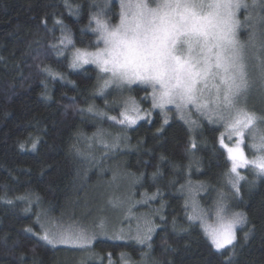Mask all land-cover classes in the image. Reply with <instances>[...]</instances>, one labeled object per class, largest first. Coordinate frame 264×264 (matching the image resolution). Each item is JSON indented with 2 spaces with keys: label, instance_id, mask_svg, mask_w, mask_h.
<instances>
[{
  "label": "trees",
  "instance_id": "1",
  "mask_svg": "<svg viewBox=\"0 0 264 264\" xmlns=\"http://www.w3.org/2000/svg\"><path fill=\"white\" fill-rule=\"evenodd\" d=\"M119 9L117 0H0V264H264V176L248 167L239 195L232 191L231 161L219 142L223 127L204 120L195 129L178 119L165 124L157 111L135 127L118 124L109 117L119 119L129 98L152 110L149 90L133 87L118 99L114 89L98 92L104 80L98 69L70 67L74 49L92 50L93 16L114 12L115 24ZM64 35L73 43H61ZM92 150L98 161L90 160ZM246 153L251 157L248 145ZM116 174L153 216L151 247L98 239L79 249L41 239L55 217ZM197 184L205 188L204 207L221 193L246 216L234 245L216 250L201 224L188 219L189 190Z\"/></svg>",
  "mask_w": 264,
  "mask_h": 264
},
{
  "label": "snow or ice",
  "instance_id": "2",
  "mask_svg": "<svg viewBox=\"0 0 264 264\" xmlns=\"http://www.w3.org/2000/svg\"><path fill=\"white\" fill-rule=\"evenodd\" d=\"M153 2L154 7L147 0H139L135 4L121 2L122 12L118 25L126 27L130 19L136 22L137 28L142 29L138 33V39L142 38L149 49L147 56L136 57L122 64L105 59L98 51L76 48L71 54L70 67L75 69L92 64L99 66L101 72L110 73L99 86L100 93L112 84L120 86L140 83L150 86L153 108L164 109L168 105H174L183 113L189 106H195L198 112L204 110L210 121L215 117L217 121L223 122L228 137H237L234 146L226 145L223 135L219 142L231 161L228 183L235 190V194L239 195L240 181L245 179L239 169L251 167L258 176H264V134L260 136L259 143L253 142L250 145L254 152L253 158L249 159L242 147L245 131L261 118L238 105V98L248 87L249 56L245 45L238 39L237 33L241 27L238 14L244 9L245 21L250 19L249 9L256 6V0H253L252 5L247 0ZM205 4L212 10L206 11ZM93 19L99 30L103 20L95 16ZM214 21L216 23L213 31L209 25ZM63 30L62 28V32ZM253 38V34H249V40ZM61 43L69 45L73 42L70 35H64ZM251 47V56L256 60V66L264 77V44L259 46V51H255V44ZM58 55H63V51ZM210 104L214 107L210 108ZM87 111L93 112L94 107L90 106ZM96 114L105 115L103 112ZM149 114L143 113L134 100H129L121 111L119 120L116 117L109 119L132 127L146 119ZM167 122L165 115L164 123ZM35 146L33 143V148ZM192 147H196L195 143H192ZM226 207L221 198L215 213L217 226L207 224L206 221L202 224L205 234L218 251L234 245L237 227L247 222L243 213L226 216ZM188 219L203 220L195 205ZM151 231L149 228L142 237L138 235L137 240L140 243L150 240ZM41 239L53 246L63 244L73 248H86L95 236L84 232H60L50 237L45 232ZM148 246L151 247L150 244Z\"/></svg>",
  "mask_w": 264,
  "mask_h": 264
},
{
  "label": "rangeland",
  "instance_id": "3",
  "mask_svg": "<svg viewBox=\"0 0 264 264\" xmlns=\"http://www.w3.org/2000/svg\"><path fill=\"white\" fill-rule=\"evenodd\" d=\"M263 1L264 0H256V6L249 9L251 18L248 19L247 21H245V10L244 9H241L240 13L238 14V17L241 20V27L238 29V33H237L238 39L240 40L242 44L245 45L246 51L249 53L248 61H247L248 63V68H247L248 87L246 88L245 91L241 93L240 97L238 98V105L239 107L244 108L247 111H249L248 110L249 108L252 109L253 107H255V105L258 106L259 109H264V102L262 101L264 100V77L261 76L260 70L256 66V60L253 59L251 56V52L253 51L251 47L252 44H255L257 46L255 51H259L260 50L259 46L262 45L261 37L259 36V27L261 25V22L260 20L257 19V15H258L260 7L263 5L262 3ZM121 2L125 4H129V3L135 4L139 2V0H117V3L119 4V8H120L119 13H118L119 20H120V16L122 12ZM147 2L150 4V6H153V7L155 6V3L153 2V0H147ZM247 3L249 5H252L253 0H247ZM242 14H244L243 15L244 18ZM110 16L114 17L115 13L105 11V13L102 14L101 18L102 20L110 21V18H111ZM119 20L115 24H118ZM242 32L246 33L245 37L242 36ZM249 34H253L254 36V38L251 41L249 40ZM89 66H92L98 69L95 65H92V64L84 65L81 68H75V69L81 70ZM133 87H142V88L148 89L149 90L148 99L152 105L150 86L142 85L140 83L133 84V85H120V86L116 84H112L108 88H106V91H109L110 89H114L115 91L114 94L115 96L118 95L119 96L118 99H119L122 96H126L128 93V90ZM129 100H133V99L129 98L125 102V106ZM137 105L139 106V108L142 110L143 113H146V114L150 113V114L146 116V119L140 120L135 126H137L141 122L150 120L152 116V112L157 111L162 114L163 120H165V115L167 116L168 122L165 124H169L174 119H178V120L183 121L185 124H187L191 128L195 129L198 126V121L204 120L212 124H216L218 126L223 127V137H224V143L226 145L234 146L237 140V137L235 136L231 138L228 137L223 122L217 121L215 117L210 121L208 116L205 114V111L202 110L198 112L196 111L195 106H189L188 109L184 110V112L181 113L175 108L174 105H168L164 109L152 107L151 111L144 110L138 103ZM209 107L210 108L214 107V105L210 104ZM255 115L257 117H260L261 119L257 120L255 125H253L251 128L245 131L244 144L242 145L246 156H247L246 146L248 145L250 153L252 154L251 157L247 156L249 159L253 158V155H254V152L251 149L250 145L253 142L259 143L260 136L264 134V110L263 112H261V114H255ZM182 116L183 118H181ZM135 126H132V127H135ZM254 137H255V140H254ZM112 150L116 151V149H112ZM95 151L96 150L91 151L89 155L90 160H95V157L97 156V152ZM256 154H259V153H256ZM98 157L99 156H97V161L99 160ZM112 168L113 170H115L114 167ZM244 169L246 168H241L239 169V171L241 172ZM119 175L116 174V178L115 179L113 178L111 182H108L102 185L101 187H98V189L96 190V194L94 192L92 196L88 197L89 199L83 200L79 203L78 202L75 203L74 204L75 206L74 207L72 206L70 210H68L67 212H64V214L58 217H55L54 219L55 221L51 225L53 227L49 229V231H47L48 232L47 234L50 237H52V236L59 234L60 232H84L88 235L95 236V239L87 247H92L95 241L98 239H107V240L116 241V242L133 241V242L140 244L141 246L148 245L151 239L146 241L145 243H140L137 240V236L139 235L142 237L149 228H151L153 231V227L152 225H150L151 224L150 222L153 216L150 212L140 210L141 207L145 206L144 202L135 203L131 200L130 198L131 194L128 191L130 183L126 179H125L126 181H124V178L119 177ZM189 191H190V196L188 198L189 208L193 212V206L195 205L197 212L199 213L201 217H203V220L196 219V221H198L201 224V226L204 221H206L207 224L217 226L218 222L216 220L215 213H216V209L218 206V201L221 200L223 194L213 193L211 196V200H212L211 205L208 207H204L202 198H201L202 196H205L206 194L204 185H198V184L195 186L192 185ZM232 191H234L233 188H232ZM229 194L230 192L227 193V197L229 196ZM227 203L228 201L224 202V204H226L227 206L225 213H224L226 216H230L233 213H242V212H237V211L230 209ZM246 223L243 226L237 227L236 237H237L238 231L246 227ZM152 231L150 233L151 238L154 236V232ZM60 246L70 247V246L63 245V244L55 245V247H60ZM79 249H84V248H79Z\"/></svg>",
  "mask_w": 264,
  "mask_h": 264
},
{
  "label": "clouds",
  "instance_id": "4",
  "mask_svg": "<svg viewBox=\"0 0 264 264\" xmlns=\"http://www.w3.org/2000/svg\"><path fill=\"white\" fill-rule=\"evenodd\" d=\"M223 5L220 6L222 11ZM205 10L211 11L207 4H205ZM131 16V14H129ZM215 21L209 25L211 30H215ZM106 25V27L104 26ZM118 24H111L107 20H103L102 27L97 30L95 26L91 29L92 33L95 34L94 43L92 44V52H97L109 61H119L122 64H126L136 57L147 56L149 49L146 42L142 39H138V33L142 29H138L136 22L131 19L128 21L126 27H118ZM182 50V49H181ZM99 71L100 67L96 66ZM171 72L172 70L169 69ZM102 74L101 78H107L110 73ZM174 74V73H173Z\"/></svg>",
  "mask_w": 264,
  "mask_h": 264
}]
</instances>
